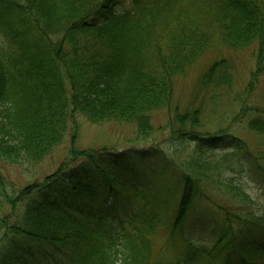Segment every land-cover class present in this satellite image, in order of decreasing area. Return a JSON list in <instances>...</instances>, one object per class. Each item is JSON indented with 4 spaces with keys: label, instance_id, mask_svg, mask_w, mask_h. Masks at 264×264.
I'll use <instances>...</instances> for the list:
<instances>
[{
    "label": "trees",
    "instance_id": "trees-1",
    "mask_svg": "<svg viewBox=\"0 0 264 264\" xmlns=\"http://www.w3.org/2000/svg\"><path fill=\"white\" fill-rule=\"evenodd\" d=\"M119 1L0 0V24L7 25L4 31L12 42L0 49V159L9 164L44 160L64 141L73 121L67 158L43 181L8 193L0 171V210L3 204L13 210L21 206L14 212L11 233L64 252L62 264H264V246L233 230L237 221L241 229L264 233V216L252 211L253 197L239 179L242 162L237 154L247 149L239 139L231 136L232 149L219 155L197 146L178 163L157 152L167 160L154 162L163 163L162 169L174 176L162 189L141 166L151 178L147 184L138 183L131 169L124 173L117 153L105 157L78 149L73 120L80 114L97 124L132 123V141L154 149L150 113L166 109L169 119L160 129L176 135L174 154L187 138L219 142L224 136L199 135L200 107L180 111L173 104V80L215 44L235 52L256 44L254 70L244 91L231 98L230 123L247 118V129L264 141V109L250 97L264 75V0H131L128 8L111 11ZM232 71L229 59L221 57L199 77L198 90L212 94L210 113L223 105L217 101L219 92L233 87ZM262 90L264 101V84ZM226 117L217 118L215 135ZM150 148L140 153L147 155ZM76 158L94 162L102 190L80 182L78 173L72 175L77 183L71 190L82 202L97 203L99 215L76 213L45 190ZM249 159L264 171V152ZM210 189L228 195L240 208L231 211L219 204L222 226L207 246L192 241L186 229L198 218L201 200L214 202L206 193ZM36 192L40 198H28ZM128 207L126 217H115L118 209ZM160 232L167 235L157 251ZM5 256L10 259L3 264H32Z\"/></svg>",
    "mask_w": 264,
    "mask_h": 264
},
{
    "label": "rangeland",
    "instance_id": "rangeland-1",
    "mask_svg": "<svg viewBox=\"0 0 264 264\" xmlns=\"http://www.w3.org/2000/svg\"><path fill=\"white\" fill-rule=\"evenodd\" d=\"M130 1L131 0H121L114 6L115 10L120 11L121 9L128 7L130 5ZM111 11H113V9ZM1 16L0 12V17ZM5 16L8 15L5 14L3 17ZM6 27L7 25L0 24V49H7L10 45H12L10 36L7 33L5 34L3 31V29L5 31L7 30ZM256 48V44H252L248 48L235 52L223 45L215 44V47H212L204 53V55L188 69L186 74L177 76L173 80L175 82L173 104L178 106L180 111H183V109L191 110L195 106L202 109V114H200V123L203 128H200L199 135H203V133H206V135H212L214 134L213 131L220 129L219 126H215L219 116H227L226 118H229H223L222 130L219 134H216L219 135L220 138L221 136H224L225 139L220 140L219 142H211L204 139L207 141L202 143L200 141L193 142L187 138L184 140L183 147L181 146L180 149L178 148L177 153L174 154L172 146L176 143L175 139L177 137H175L176 135L173 136L167 130L160 129L167 124L169 119L167 110L161 109L150 114L152 125L154 129H156V132L152 136L151 140L155 145L154 149L150 148L151 146H143L139 142L132 141L136 135L135 125L132 123L124 124L116 121L102 122V124L90 123L80 114H75L73 116V120L76 121L77 124L75 146L78 149L82 148L88 151L91 149L94 154H99L105 157L117 153L118 156L121 157L119 165L124 173H126L128 169H131V174L138 183L147 184L150 182L151 178L146 176V172L141 168L143 167L148 170L149 173L152 172L153 175H155L158 183H155L154 186L157 184L163 189L166 188V184L169 181L171 182L174 176L172 177L169 172L162 169L163 163L154 162V159L158 161L163 159L165 161L167 160L166 158L159 156L157 152L161 155L163 154L165 157H170L173 161H175V163L185 161L197 146H202L201 148H203L205 152L211 151L215 155H219L220 152L224 150L232 149L235 139L231 136H234L247 148L246 152L244 150L238 151L237 154L242 162V173L239 175L240 182L244 184L246 191L253 197V203L249 205L251 206L252 211L255 214L264 216V171L260 166V169H256V165L251 164V160L249 159L251 155L254 157L260 156L261 141L254 134L245 131L242 124H238V122L230 123V114H233L231 109L233 108L231 98L234 94L244 91L243 89L249 80L251 71L254 70V52ZM221 57L229 59L233 68L232 73L234 83L233 87L228 90V92H219L220 98L217 99V101H220L223 105H219L216 108L214 107L216 112L210 113V109L213 108L211 107L212 103L210 101L212 94L210 91L204 92L203 90H198V79L204 70H206V68L215 61V59H219ZM263 84L264 75L260 77L258 84L253 88L250 96L251 102L259 104L261 109H264V101H262ZM69 125L70 126L64 141H62V143L59 144V146H57L51 154L47 155L44 160L38 163L32 164L23 161L19 164H9L5 160L0 159V171L8 182V193H10L13 189L17 192L29 183L31 184L36 181H43L42 179L45 176L54 173L58 169V166L66 160L71 147L70 131L73 121H71ZM141 148H150V152L146 150L148 154L142 155L140 153ZM102 160L104 161L106 158L102 157ZM72 168L76 169L74 172L71 171V174L68 177ZM138 169L141 170L137 171ZM64 171V176H58V178L54 181L55 184H51L45 189L48 192V196L54 197L53 200H57L62 205L65 204L66 206L67 203L69 205L67 208L72 207V211L76 213H80L82 215H99V213H97L99 211L97 203L92 204L91 201L86 200L82 202L78 197L74 196L73 190H71V188L76 186L77 183L75 178L71 179L72 175L75 173H78L80 182L83 184L92 183V190H97L98 192L102 190L101 187H98L97 185L99 180L97 174H99V172H96L94 162L85 158H76L65 167ZM206 193L210 195L214 192L210 189L209 191L207 190ZM40 196L41 194L36 192L28 198L36 199L40 198ZM212 196L214 200L218 197L216 195ZM107 201V203H110L112 200L108 198ZM118 203L119 202H117V204ZM220 204L224 205L231 211H236L237 208H240V206H238L239 204H235L234 202L232 204L227 202L225 199H223ZM198 206V208H200L199 213L197 214L198 218L194 219L192 224L188 227V230L186 229V232L189 233L190 239L195 243L210 246L220 231L219 229L222 226L223 214L218 209V205L214 204L212 200H210V202L201 200ZM129 207L124 211L118 209V214H116L115 217H126L129 212L126 210H129ZM20 208V205H16V209L13 210L10 205L3 204V207L0 210V219H2L0 220V264H3L5 262L4 259L8 258L5 255H9L11 257L14 255L15 258L18 257L20 260H26L32 264L64 263L66 259L64 252L56 251L46 245L38 246V244L34 242H25L24 239L13 236L14 234L11 233L13 228L11 227L16 218L14 212H18L17 210H20ZM2 221L4 222L3 224L1 223ZM239 228L240 226L237 224V221H234L233 230L235 229L238 231L237 235L240 238H248L250 241L254 242L259 241L264 246V233H262V231H246ZM166 235L167 233L160 232V234L157 235V238H155V245L158 247L156 248L157 251L161 250V246L163 245L162 243L165 240ZM15 242L17 246L15 245ZM29 251H31V253H29Z\"/></svg>",
    "mask_w": 264,
    "mask_h": 264
},
{
    "label": "bare ground",
    "instance_id": "bare-ground-1",
    "mask_svg": "<svg viewBox=\"0 0 264 264\" xmlns=\"http://www.w3.org/2000/svg\"><path fill=\"white\" fill-rule=\"evenodd\" d=\"M151 113H152V112H151ZM151 113H150V114H151ZM246 117H248V116H246ZM246 121H247V118H241V121H237V122H238V124H242V125L244 126V130H245V131H247L248 133H252V134H254L255 136H257V137L260 139V141H261V143H260V148H261L260 153H263V152H264V141H262V139L260 138V136H258V135L255 134L254 132H251V131H249V130L247 129V127H246V125H245ZM90 123H93V122H90ZM212 135L214 136L215 133L212 134ZM215 137H219V135H215ZM243 186H244V184H243ZM245 189H246V188H245ZM212 192H214V193H211L210 195H218L217 199H215V200L213 199V200H214V203H215L216 205L219 206V204L222 202L223 199H225L227 202H230V203L233 204L232 199H231L230 197H229L228 199L225 198V197L228 196V195L221 194V192H220V193H217V192H215V191H213V190H212ZM210 195H209V196H210ZM219 195H220V196H219Z\"/></svg>",
    "mask_w": 264,
    "mask_h": 264
}]
</instances>
